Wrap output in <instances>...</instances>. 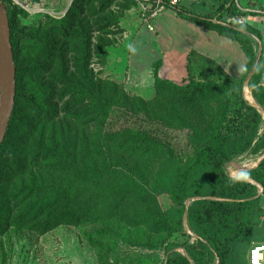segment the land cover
<instances>
[{
	"label": "trees",
	"instance_id": "16d2710c",
	"mask_svg": "<svg viewBox=\"0 0 264 264\" xmlns=\"http://www.w3.org/2000/svg\"><path fill=\"white\" fill-rule=\"evenodd\" d=\"M11 1L3 0L16 95L0 146V249L12 233L39 236L69 225L83 228L97 264H120L112 251L121 231L132 245H163L161 264H249L250 247L264 242L253 233L264 220L258 194V185L264 193V156L256 165L264 132L262 112L243 90L255 66L248 86L264 112V57L260 28L250 20L227 21L246 14L236 1L220 0L201 14L163 0L182 18L236 41L247 61L233 77L192 49L179 83L160 76L156 60L149 98L90 66L107 64L121 18L136 0H72L63 16L48 14L38 24H22L19 15L27 11ZM199 60L207 65L194 76ZM117 112L145 126L107 128ZM162 129L185 131L188 150L176 149ZM246 154H259L241 164L256 165L241 172L256 183L228 172ZM156 190L169 193V209ZM185 222L193 241L171 240L186 233Z\"/></svg>",
	"mask_w": 264,
	"mask_h": 264
},
{
	"label": "rangeland",
	"instance_id": "374dc122",
	"mask_svg": "<svg viewBox=\"0 0 264 264\" xmlns=\"http://www.w3.org/2000/svg\"><path fill=\"white\" fill-rule=\"evenodd\" d=\"M219 1L182 0L181 4L188 9H195V7L200 5L208 10L213 8V6H217ZM235 1L242 11L246 13L245 15H241L245 20L252 22L254 20L264 21V0ZM194 2H197V6L193 4ZM71 3L72 0L11 1L12 5L16 4L22 8L28 7L25 9L27 11L26 16L19 15L22 24H38L41 20H46L48 14L58 19L65 14ZM154 7L155 4L151 0H136V4L129 10H126L121 18L120 26L123 31L115 34L117 40L115 44L109 47L110 52L107 64L101 66L96 60H93L90 64L99 76L109 77L122 82L125 90L130 94L137 93L132 92L134 88L130 89V87L132 88L133 85H129L126 82L130 75L131 66L129 64H133L134 62L142 71L147 72L148 75L151 67L153 73L154 62L160 59L166 49H169L170 46L168 45H170L169 43L174 38V22H171L170 19V9L160 11L151 21L154 28L156 27L155 32L149 30L147 26L149 15L147 13L153 10ZM261 39L264 40V36ZM263 55L264 48L262 57ZM206 65V63H203V60L195 63L193 75L198 76ZM153 83L154 79L152 82L149 80L143 86L141 85L142 88H145L144 90H147L141 96L149 98L154 94ZM136 90L138 89L136 88ZM243 93L249 99L247 94L250 93L251 95V90L246 81L244 82ZM106 126L107 128L115 129L122 126L139 127L145 126V124H142L135 117H129L117 112V114L111 113ZM260 131L264 132V127L261 126ZM158 132L162 136H166L176 149L184 152L188 150L185 131L162 129ZM256 155L259 157V154ZM247 157H249V154L238 157L234 164L230 163V170L234 172L238 168V171L242 172L243 169H239V165L245 162ZM249 161L251 160L246 162ZM260 190L261 188L258 185V191ZM156 192L162 208L169 209L173 205L169 193L164 190H156ZM261 203L264 204V196L261 198ZM185 228L186 233H176L172 236L171 240L182 242L189 239L193 241V238L188 235L190 232L187 229L186 222ZM253 233L259 236L257 241H264V220L253 227ZM147 237L148 235L145 233L139 239L145 240ZM115 239L112 254L114 257H118L120 264H161V260L164 258V249L161 244L153 249L144 245H132L127 242L128 235L126 231H121V234H118ZM178 250L183 252L182 248H178ZM0 264H97V262L93 249L86 242L83 228L60 225L52 231L39 236L33 232L12 233L9 240L5 239L2 249H0Z\"/></svg>",
	"mask_w": 264,
	"mask_h": 264
},
{
	"label": "crops",
	"instance_id": "0c3cea01",
	"mask_svg": "<svg viewBox=\"0 0 264 264\" xmlns=\"http://www.w3.org/2000/svg\"><path fill=\"white\" fill-rule=\"evenodd\" d=\"M197 2H194L193 4L196 5ZM165 9L171 10L170 19L171 22H174V38H172L171 42L169 43L170 45H168L170 46L169 49H166L164 53L163 51H161L163 55L160 57L161 65L158 70V74L160 76L172 79L179 83L183 82L187 75V55L192 49L198 51L206 57L215 60L228 74L233 77H239L244 72L247 57L236 41L220 35L215 30L206 28L200 24L182 18L176 13L173 8L164 7L160 11H163ZM189 9L193 12L201 14H206L211 10H206L200 5L195 7V9ZM160 11L149 17L148 24H151L153 26L151 21L159 14ZM252 23H254L257 28L261 29L262 36H264V21L254 20V22ZM155 28L153 26V29L149 30L155 32ZM261 48H264V40L258 39L259 53H261ZM129 65L131 66L130 75L126 82L129 85H133L132 88L130 87V89H135H133L132 92L143 95V92L147 90H144L145 88H142L141 85L143 86V84L145 82L147 83L149 80L150 82L153 81L154 76L152 73V69L150 67L149 76L147 72L142 71L134 62L133 64ZM136 88L138 90H136ZM246 159H250V156ZM237 170L238 168H236V171ZM236 171H234V173H236ZM258 194L260 195V205L264 209V204L261 203V198L262 196H264V193H262L261 191V193Z\"/></svg>",
	"mask_w": 264,
	"mask_h": 264
},
{
	"label": "water",
	"instance_id": "95a60500",
	"mask_svg": "<svg viewBox=\"0 0 264 264\" xmlns=\"http://www.w3.org/2000/svg\"><path fill=\"white\" fill-rule=\"evenodd\" d=\"M229 16H232V14H230ZM254 68L255 66L253 67L252 71L249 73L246 82H248L251 74L254 71ZM15 77H16V66L13 58L11 32H10L7 8L3 0H0V146L6 135V131L9 126V121L12 116V112L15 105V95H16ZM249 102L257 106V104L251 102L250 100ZM257 107L262 112V109L259 106ZM263 156L264 153L262 154L256 165L263 158ZM235 178H241L251 181L252 183H256L254 180L249 179L247 177H235ZM260 188L261 190L259 191V193H261L262 191L261 186Z\"/></svg>",
	"mask_w": 264,
	"mask_h": 264
},
{
	"label": "built area",
	"instance_id": "2783aa9c",
	"mask_svg": "<svg viewBox=\"0 0 264 264\" xmlns=\"http://www.w3.org/2000/svg\"><path fill=\"white\" fill-rule=\"evenodd\" d=\"M156 1V4H155V7L153 10H151V12L149 13V17L150 16H153L154 14H156L158 11H160L161 9H163L164 7H166V5L164 4L163 0H155ZM182 0H168V4L169 5H178ZM18 4V3H16ZM28 7L25 6L24 9H27ZM227 21H232V22H236V23H242L245 21V18L242 17V16H229L228 20ZM148 28L150 30L153 29V26L151 24H148ZM254 159H257V158H253V157H250V159H246V161L248 160H254ZM245 161V162H246ZM236 161L234 160L233 162H231L232 164H234ZM255 165L253 166H247V165H241L240 166V169H248V168H252L254 167ZM230 165L228 166V171L230 173V175L232 177H236L232 174V170H230ZM190 232V231H189ZM257 249H260L258 252L256 251ZM255 252L256 256L258 257V260H259V264H264V242H260V243H255L253 244L250 249H249V254H248V261H249V264H253V253Z\"/></svg>",
	"mask_w": 264,
	"mask_h": 264
},
{
	"label": "bare ground",
	"instance_id": "6f19581e",
	"mask_svg": "<svg viewBox=\"0 0 264 264\" xmlns=\"http://www.w3.org/2000/svg\"><path fill=\"white\" fill-rule=\"evenodd\" d=\"M246 94V93H245ZM248 96V95H247ZM249 96L251 97H248L253 103H255V101H254V99L252 98V95H250V93H249ZM256 104V103H255ZM258 106V105H257ZM262 114H263V123H262V127H264V112L262 111ZM261 157V156H260ZM260 157L258 158V160L260 159ZM241 165H239V167H240ZM236 175H238V176H241V172H240V170L238 171H236V173H235Z\"/></svg>",
	"mask_w": 264,
	"mask_h": 264
},
{
	"label": "clouds",
	"instance_id": "9594fccd",
	"mask_svg": "<svg viewBox=\"0 0 264 264\" xmlns=\"http://www.w3.org/2000/svg\"><path fill=\"white\" fill-rule=\"evenodd\" d=\"M255 87V85H253ZM260 249H257L256 251L258 252ZM253 264H259L258 257L256 256L255 252L253 253Z\"/></svg>",
	"mask_w": 264,
	"mask_h": 264
}]
</instances>
